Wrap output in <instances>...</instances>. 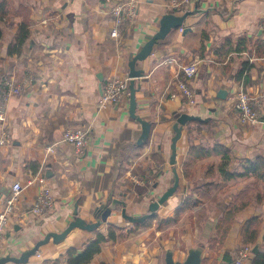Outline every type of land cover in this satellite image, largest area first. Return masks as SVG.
Masks as SVG:
<instances>
[{
    "label": "crops",
    "instance_id": "0c3cea01",
    "mask_svg": "<svg viewBox=\"0 0 264 264\" xmlns=\"http://www.w3.org/2000/svg\"><path fill=\"white\" fill-rule=\"evenodd\" d=\"M126 1L137 3V13L116 39L110 8ZM188 11L192 14L183 27L172 29L136 64L144 71L135 83L136 114L152 125L147 141L139 144L143 127L130 114V96L122 104L102 107L100 85L103 89L108 80L129 76L131 58L160 29L165 13ZM1 26L0 104L6 77L34 80L8 99V119L0 123V137L3 131L9 135L0 149V200L11 194L16 181L35 182L20 195L0 241V258L20 257L48 233L64 231L78 215L97 222V209L111 198L125 200L132 215L149 213L151 203L175 181L171 144L182 113L201 119L188 121L178 141L179 189L147 225L125 219L121 207L114 210L97 228L107 235L114 223L120 227L117 238L104 242L86 264H166L168 250L184 261L196 247H203L201 264H231L249 219L263 220V237L264 199L239 212L224 242L217 228L234 197L258 187L254 178L223 175L221 156L197 159L187 177L182 163L191 144L220 143L236 158L264 155V0H10ZM185 27L192 29L185 32ZM192 61L199 65L190 80L194 104L182 95L171 96L178 90L181 67ZM223 87L225 99L218 96ZM240 90L260 109V122L241 120L235 108ZM77 127L90 129L83 151L63 140L67 129ZM236 170L244 166L232 159L229 171ZM43 186L52 189L55 206L35 214L32 208ZM258 188L264 189L262 184ZM187 198L185 210L174 217ZM169 218L174 220L161 224ZM95 229L75 227L61 241L51 238L40 246L29 261L5 264H71L68 251L83 252Z\"/></svg>",
    "mask_w": 264,
    "mask_h": 264
},
{
    "label": "built area",
    "instance_id": "2783aa9c",
    "mask_svg": "<svg viewBox=\"0 0 264 264\" xmlns=\"http://www.w3.org/2000/svg\"><path fill=\"white\" fill-rule=\"evenodd\" d=\"M175 8H179L180 4L177 1L173 2ZM184 12L183 9H180ZM110 13L114 18V27L111 31L113 38H119L121 30L126 21L132 20L137 13V3L134 1L112 3ZM182 75L178 81V90L172 93V97H182L190 104L196 102L195 91L191 87L190 80L193 79L198 71L199 65L197 61L186 63L181 67ZM33 76L27 77L25 80L18 82L16 79L6 77L3 86V101L0 104V123L5 125L8 119L7 101L14 95H19L25 89L26 85L32 83ZM130 80L129 76L116 77L108 80L103 86V94L101 97V106L107 107L112 104H122L130 96ZM235 108L240 114V118L244 123H258L262 120L261 111L258 106L252 101L251 95L245 90H240L236 94ZM0 137V149L3 145L9 142V135L3 131ZM91 138L90 129L84 127L67 129L63 134V140L73 144L78 150L83 151L88 145ZM54 146L48 147V152H55ZM35 182V179H29L26 183L16 181L13 184L11 194L5 199L0 200V241L5 233L6 227L14 214L17 204L20 201V195L24 189ZM55 206V197L52 189L48 186H43L37 199L33 205L35 214L47 213ZM253 245L242 244L238 251V256L232 264H245L251 261L253 257Z\"/></svg>",
    "mask_w": 264,
    "mask_h": 264
},
{
    "label": "trees",
    "instance_id": "16d2710c",
    "mask_svg": "<svg viewBox=\"0 0 264 264\" xmlns=\"http://www.w3.org/2000/svg\"><path fill=\"white\" fill-rule=\"evenodd\" d=\"M10 0H0V38L3 35L1 22L4 20L5 16L8 13V6ZM175 12V11H174ZM26 25H24L25 27ZM28 33L25 32L22 36L19 37V42L22 43L26 40ZM244 72V68L242 69ZM4 86V82H3ZM3 86H2V100H3ZM212 155L221 156L223 159V163L221 164V173L227 177H234L236 175L254 178L258 187L260 184L264 187V155H258L253 158H240L234 157L232 151L225 147L223 144L215 143L214 147L206 146L201 147L199 145L191 144L190 148L183 160L182 163V172L185 177L189 174V167L192 163H194L197 159H203ZM232 159H236L237 162H240L244 166V170L239 172L229 171V167L231 165ZM254 187L251 189H246L241 191L237 196L234 197L233 201L226 207L224 211V215L219 221L217 228L221 235V242H224L227 234L231 230L235 220L238 217L239 212L241 210L246 209L248 206L254 203H258L264 199V189ZM112 198L108 201L110 203ZM191 200L187 198L177 209L176 215L174 217H178L185 210L186 205ZM193 204H197V201H192ZM102 210L99 208L97 210V215L100 218ZM158 213V212H157ZM157 213L151 216L149 219L143 222H136L135 224L138 226L147 225V222L151 219L157 217ZM173 217V218H174ZM163 219L161 224L166 225L171 223L174 219ZM120 227L114 223H109L107 227L108 234L105 235L100 229L96 228V236L90 239L86 245L83 252L78 253L77 249H70L68 251L69 262L71 264H86L90 261L95 254H97L101 250V246L104 242L115 240L118 236V230ZM263 230V220L259 217H253L249 219L242 228V244H252L255 246L256 244H260V251L257 254H253L251 259V264H264V234L262 237ZM236 260V259H235ZM234 261V260H233ZM232 264V263H231Z\"/></svg>",
    "mask_w": 264,
    "mask_h": 264
},
{
    "label": "water",
    "instance_id": "95a60500",
    "mask_svg": "<svg viewBox=\"0 0 264 264\" xmlns=\"http://www.w3.org/2000/svg\"><path fill=\"white\" fill-rule=\"evenodd\" d=\"M192 12L188 11L185 12L182 15L175 14V13H165L161 18V24L160 29L145 43V45L142 47V49L134 55L130 62V72L129 77L130 80V114L133 118L139 120L142 123V134L139 138V144H143L147 139L149 138L150 131H151V123L142 117L138 116L136 114L137 110V101H136V79L140 78L144 75V71L140 69H136V64L139 60L146 59L149 55H151L153 48L155 44L162 39H165L167 35L172 31V29L183 27L184 22L186 18L191 15ZM191 27L184 28V31L187 32L191 30ZM101 82H103V78H101ZM101 91L102 89V83L100 85ZM228 95V91L225 89V87L221 88L218 92V96L222 99H225ZM201 119L200 116L192 115L189 113H182L177 117V120L174 123L173 129H174V135L172 137V153L170 156V162L174 166V172H175V181L174 184L167 190L165 193L156 201L152 202L150 205V212L143 214V215H132L127 210V202L125 200L114 198L108 205H101L100 209L102 210L100 214V219L97 222H87L85 219L80 217L79 215L75 218V220L71 221L69 225L64 229L62 232H51L46 235L44 239L39 240L36 245L23 252L20 257H14V256H4L0 258V264H5L9 261H16V262H27L29 261V258L36 254L40 246L46 244L49 242L51 238H53L56 242L61 241L64 239L75 227H82L86 229L93 230L101 225L102 222H106L108 218L111 216L112 212L114 210H117L119 207H121V213L122 216L133 222H143L149 219L151 216L155 215L158 210L160 209L161 205L164 204L170 197H172L176 191L179 189L180 186V176L178 174L177 170V163H178V141L182 137L183 134V128L186 125L188 121ZM99 210V208L97 209ZM76 214H78V211H76ZM98 216V215H97ZM260 251V244H256L253 247V253L257 254ZM203 253V247H196L189 250V253L187 255V258L184 261L176 260L174 258V252L172 249L168 250L167 257H166V264H201L202 263V256Z\"/></svg>",
    "mask_w": 264,
    "mask_h": 264
},
{
    "label": "rangeland",
    "instance_id": "374dc122",
    "mask_svg": "<svg viewBox=\"0 0 264 264\" xmlns=\"http://www.w3.org/2000/svg\"><path fill=\"white\" fill-rule=\"evenodd\" d=\"M186 220H188V219H184V221H186Z\"/></svg>",
    "mask_w": 264,
    "mask_h": 264
}]
</instances>
